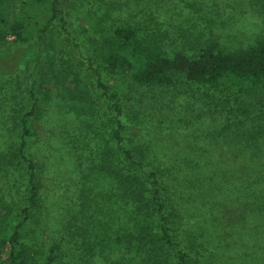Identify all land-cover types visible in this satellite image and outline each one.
<instances>
[{"label": "rangeland", "instance_id": "374dc122", "mask_svg": "<svg viewBox=\"0 0 264 264\" xmlns=\"http://www.w3.org/2000/svg\"><path fill=\"white\" fill-rule=\"evenodd\" d=\"M19 1L9 0V4ZM99 8H106L109 18L135 20L163 32L162 50L169 56L177 50L189 53L198 35L213 37L228 50L246 47L259 34L264 0H58L62 22L53 21L44 36L23 44H15L8 37L0 45V151H8L18 141L19 117L30 106V76L37 75L40 67L56 70L65 60L97 105L93 121L75 117L54 95L39 109L30 156L36 164L40 207L27 221L28 244L44 262L52 264H149L144 254L147 246L139 242L137 227L142 223L130 225L127 233L131 238L106 254L108 263L98 256L87 257L85 263L79 260L84 232L79 227L88 214L84 202L87 198L89 204L97 202L81 179L100 146L88 126L102 132L113 127L111 105L96 87L99 76L102 82L120 85V89L112 90L119 96L126 135L156 148L164 159L186 157L208 162L211 178H204L202 183L213 186V192L230 203L217 211L215 205L208 204L201 216L207 218L206 231L194 234L207 249L193 256L189 264H240L242 246H248L255 237L260 213L254 208L247 220H239L240 210L233 212L231 206L234 188L239 186L241 161L264 160V93L231 95L194 85L179 75L169 87L150 88L106 74L93 60V30L79 21L84 14L98 15ZM56 42L59 49L52 47ZM239 106L246 112L239 114ZM134 115L138 116L134 119L137 123L132 120ZM245 132H254L255 142L250 143ZM24 188L25 177L19 170L0 173V199L13 214L25 206ZM255 252L254 247L252 254ZM259 253L264 258V250Z\"/></svg>", "mask_w": 264, "mask_h": 264}, {"label": "trees", "instance_id": "16d2710c", "mask_svg": "<svg viewBox=\"0 0 264 264\" xmlns=\"http://www.w3.org/2000/svg\"><path fill=\"white\" fill-rule=\"evenodd\" d=\"M106 10L99 8L98 15L84 14L79 19L93 30V60L106 74L129 78L138 86L150 88L169 87L174 76L179 75L194 85L231 95L264 93V9L259 34L246 47L228 50L217 39L198 35L189 53L177 50L169 56L162 50L163 32L135 20L109 18ZM59 14L58 0H20L13 6L9 0H0V45L8 37L15 44L33 37L40 39L53 21L62 22ZM55 44L52 47L59 49L58 43ZM37 73L30 76V106L19 117L18 141L8 151H0V173L19 170L25 177L24 207L13 214L0 199V264H52L44 262L27 242V221L40 207L36 164L30 156L40 107L54 95L64 101L75 117L92 121L97 107L85 84L65 60L56 70L40 67ZM114 82H102L99 76L96 79L100 95L109 101L114 113L113 127L102 132L88 126V132L100 146L81 179L97 202L89 204L88 198L84 202L88 214L79 227L84 231L79 260L85 263L87 257L98 256L108 263L106 254L131 238L127 233L130 225L142 223L141 228L137 227L141 234L139 242L142 247L147 246L144 254L149 264H189L193 256L207 249L194 234L206 231L203 227L207 218L201 216L208 204L215 205L217 211L219 206L228 207L230 203L215 194L213 186L202 183L204 178H211L208 162L186 157L164 159L156 148L143 146L126 135L115 91L120 85ZM237 112L243 114L246 110L239 106ZM137 118L134 115L132 120ZM248 135L250 143L255 142L254 132ZM256 147L257 144L253 146ZM241 166L231 211L240 210L239 220H247L249 212L256 208L259 222H264V160L250 162L245 158ZM210 195H215L214 199H209ZM259 224L253 231L256 238L253 237L249 247L242 246L240 264H264L259 253L264 250L259 249L264 246V224ZM254 247L258 252L252 254Z\"/></svg>", "mask_w": 264, "mask_h": 264}]
</instances>
